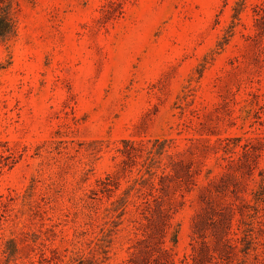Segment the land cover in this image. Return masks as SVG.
<instances>
[{
	"label": "rangeland",
	"instance_id": "1",
	"mask_svg": "<svg viewBox=\"0 0 264 264\" xmlns=\"http://www.w3.org/2000/svg\"><path fill=\"white\" fill-rule=\"evenodd\" d=\"M9 1L0 264H264V0Z\"/></svg>",
	"mask_w": 264,
	"mask_h": 264
},
{
	"label": "trees",
	"instance_id": "2",
	"mask_svg": "<svg viewBox=\"0 0 264 264\" xmlns=\"http://www.w3.org/2000/svg\"><path fill=\"white\" fill-rule=\"evenodd\" d=\"M11 7H12L11 1L0 0V40L2 41L7 40L8 38H10V36H12L15 33V25L11 15ZM241 213L246 218L244 224L245 229L243 230V235H244L243 239H245L246 235H251L248 233L249 231H252L253 224L254 223L256 224V222H259V225L257 224L258 229L261 232L264 231V218H263L264 217V182L263 185L259 188V190L255 193L252 203L249 204L246 207V210ZM158 214L159 216L156 218L157 219L156 222H158L159 220L162 221L160 222V227H157V229H160L165 223L161 219L164 218V216H168V215L162 209H160ZM198 220H200L199 224L197 222L195 223V234L197 235V237H195L193 244H191L192 252L189 256H187V258L184 261V264L210 263V258H211L210 247L208 243L204 240V233H205L204 230L205 227L203 224L204 217L201 215L198 217ZM249 237L252 238V236ZM220 241H221L220 245L222 246V251L225 252L227 260L231 262V260L233 259L232 256L236 255L237 252H239L238 251L239 241L238 242L233 241V238H231L230 231L228 229L222 231V233L220 234ZM172 244L174 247L178 244L177 231L173 233ZM161 252H163V255L158 260V264H172L169 258L170 251L162 248ZM258 252H257V256H260Z\"/></svg>",
	"mask_w": 264,
	"mask_h": 264
}]
</instances>
